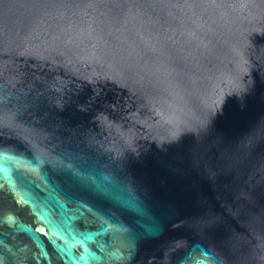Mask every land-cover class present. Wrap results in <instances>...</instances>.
I'll use <instances>...</instances> for the list:
<instances>
[{"label":"water","instance_id":"1","mask_svg":"<svg viewBox=\"0 0 264 264\" xmlns=\"http://www.w3.org/2000/svg\"><path fill=\"white\" fill-rule=\"evenodd\" d=\"M0 264H264V0H0Z\"/></svg>","mask_w":264,"mask_h":264}]
</instances>
